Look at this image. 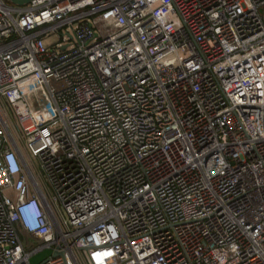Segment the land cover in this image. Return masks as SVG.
Masks as SVG:
<instances>
[{"label": "built area", "instance_id": "obj_1", "mask_svg": "<svg viewBox=\"0 0 264 264\" xmlns=\"http://www.w3.org/2000/svg\"><path fill=\"white\" fill-rule=\"evenodd\" d=\"M264 264V0H0V264Z\"/></svg>", "mask_w": 264, "mask_h": 264}, {"label": "rangeland", "instance_id": "obj_2", "mask_svg": "<svg viewBox=\"0 0 264 264\" xmlns=\"http://www.w3.org/2000/svg\"><path fill=\"white\" fill-rule=\"evenodd\" d=\"M5 1H7V0H5ZM51 255H52V251L50 249H46V250L36 254L35 256H33L31 258V263L32 264H39V263L43 262L44 260H46L47 258H49Z\"/></svg>", "mask_w": 264, "mask_h": 264}, {"label": "water", "instance_id": "obj_3", "mask_svg": "<svg viewBox=\"0 0 264 264\" xmlns=\"http://www.w3.org/2000/svg\"><path fill=\"white\" fill-rule=\"evenodd\" d=\"M7 1L14 6L24 7L29 5L33 0H7Z\"/></svg>", "mask_w": 264, "mask_h": 264}]
</instances>
